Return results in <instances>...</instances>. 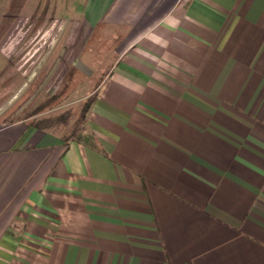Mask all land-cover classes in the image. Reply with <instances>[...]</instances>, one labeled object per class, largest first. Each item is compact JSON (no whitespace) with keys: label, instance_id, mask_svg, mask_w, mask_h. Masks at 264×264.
Wrapping results in <instances>:
<instances>
[{"label":"crops","instance_id":"0c3cea01","mask_svg":"<svg viewBox=\"0 0 264 264\" xmlns=\"http://www.w3.org/2000/svg\"><path fill=\"white\" fill-rule=\"evenodd\" d=\"M73 11L89 137L0 127V264H264V0Z\"/></svg>","mask_w":264,"mask_h":264},{"label":"rangeland","instance_id":"374dc122","mask_svg":"<svg viewBox=\"0 0 264 264\" xmlns=\"http://www.w3.org/2000/svg\"><path fill=\"white\" fill-rule=\"evenodd\" d=\"M82 3L0 0V127L30 117L34 123L52 122L66 134L82 128L83 109L93 99L100 72L109 66V57L104 56L112 53L104 45L97 47L104 44L107 35L103 33L90 50L101 62L91 66L93 74L81 72L86 69L81 64H69L66 38L73 10ZM63 89L60 100L46 104Z\"/></svg>","mask_w":264,"mask_h":264},{"label":"trees","instance_id":"16d2710c","mask_svg":"<svg viewBox=\"0 0 264 264\" xmlns=\"http://www.w3.org/2000/svg\"><path fill=\"white\" fill-rule=\"evenodd\" d=\"M63 93H64V89L60 90L57 93H55L54 96L46 104L48 105L50 103H53L51 101L60 100V98L62 97ZM91 101H92V99L88 100L86 107L83 109V113H82L83 117L85 116L89 106L91 105ZM43 122H44V120H43ZM71 133H72V135H74L78 139L89 137L88 134H83L80 130H75V128H74V130Z\"/></svg>","mask_w":264,"mask_h":264}]
</instances>
